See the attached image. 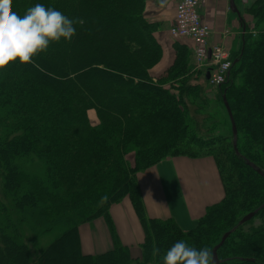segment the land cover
<instances>
[{
  "label": "trees",
  "instance_id": "1",
  "mask_svg": "<svg viewBox=\"0 0 264 264\" xmlns=\"http://www.w3.org/2000/svg\"><path fill=\"white\" fill-rule=\"evenodd\" d=\"M36 3L82 23L34 63L0 69V264H161L180 239L212 254L223 233L264 203V0L241 8L240 48L213 86L216 102L184 77L191 49L182 42L171 46L180 57L172 75L150 80L162 48L159 23L142 13L145 0H11V8L23 15ZM173 156H211L223 188L187 230L147 215L137 180ZM125 198L143 232L139 257L120 241L109 212ZM100 217L113 245L83 253L79 225ZM26 226L33 241L56 227L59 233L32 259ZM217 256L218 264H264V206L228 235Z\"/></svg>",
  "mask_w": 264,
  "mask_h": 264
},
{
  "label": "rangeland",
  "instance_id": "2",
  "mask_svg": "<svg viewBox=\"0 0 264 264\" xmlns=\"http://www.w3.org/2000/svg\"><path fill=\"white\" fill-rule=\"evenodd\" d=\"M176 1L177 0H145L144 9L142 13L144 14L146 19H149L151 21H156L159 23V28L154 34L156 36L158 43L162 48V53L164 51V56L161 55L159 62L148 71V76L152 82L154 81L157 83H162L160 82V80H162L165 77H170L172 75V71H174L180 63V57H177L176 53L173 51L171 47L173 41L175 40L171 39L167 32V29L172 24L173 8ZM247 1L250 0H244V2H242V0H235L237 8L239 7L240 8V9L238 8L239 10H241V8L243 9L244 4ZM226 4H228L227 0H223V6ZM233 15L235 14L233 13ZM246 18L248 19L249 16H246ZM236 29L238 28L235 27V30ZM238 30H240V28ZM235 33L236 35L234 38V42L231 43L232 55H234L240 48L239 45L240 42L238 39L239 31L238 33L237 32ZM227 36L230 37L229 35ZM184 42L187 43L189 46H192L193 44V41L189 38L184 39ZM219 44L222 47L224 46L221 43ZM226 48L227 45L225 49ZM190 51H192V49ZM186 68H188V70L184 71L185 73L184 77H190L189 81L196 82L202 88L208 89L207 97L212 99L214 95L215 86L209 84L206 79L204 81L203 78L204 76L202 74L203 71L202 67L199 66L198 62L193 58L192 53H190L189 59L185 65V69ZM164 85L167 86V84ZM213 101L216 102L215 96L212 99V102ZM222 108L223 107H220V110H222ZM222 112H224V110H222ZM88 117L92 122H95V120H97L96 115L93 112H89ZM177 158H183L184 160L181 163H178ZM173 159L175 161L177 172L180 174L179 176L183 186L182 189L185 193L187 202L190 204V200H189L190 194L200 196V202H199L200 211H199V215H197L199 218L204 213L206 206L218 202L223 196L222 184L220 182V179L217 178V183L215 182V186L218 187L217 195L215 194L214 196L209 198L205 197V193L207 190L205 189V187L207 185V181H209L210 172L212 171L213 174H215L217 171L213 163L214 160L211 156H207L204 157V159H199L198 163L193 164L189 160H186V158L184 157H174ZM149 174L155 176L154 172H149ZM186 176H187V181H185ZM154 183L156 184L155 181ZM155 187L159 191V195H161V198L159 199H161V202L163 203V207L166 208L165 201L162 198V192H161L162 190L159 186V183H157ZM218 189H219V195H218ZM155 199L158 200V198ZM161 216L164 217H159V218L167 217L166 215H161ZM24 229H25L24 233L26 235V236L24 235V239H26V244L29 247L30 256L32 259L35 258L37 253H39V251L44 246H46L53 237H55L59 233V230L56 227L49 234L39 236L35 241H33V236L31 232H29L27 226L24 227ZM115 232L122 243L130 246L131 254L134 257L137 256L139 257L141 255L142 252L141 242L143 240V232L141 233L139 239L136 235H134L132 239L128 241H124L121 238V232L119 231L117 232V230ZM79 234H80L82 252L86 254H98L104 252L107 249H110L113 245L108 225L106 224L105 220L102 217L94 219L93 221L90 222H85L80 224ZM4 261H7V259H4Z\"/></svg>",
  "mask_w": 264,
  "mask_h": 264
},
{
  "label": "crops",
  "instance_id": "3",
  "mask_svg": "<svg viewBox=\"0 0 264 264\" xmlns=\"http://www.w3.org/2000/svg\"><path fill=\"white\" fill-rule=\"evenodd\" d=\"M242 2H244V0H242ZM239 12L241 15V10H239ZM199 13L202 19L206 21L211 27V34L208 39L209 43H221L224 45V48L227 45L226 51L231 56V43L234 42L236 35L235 32L238 33L239 31V42L240 34L242 33V24L240 23L236 14L234 13L235 15H233V12L229 9L228 4L223 6V0H205L204 5L199 7ZM173 16L174 8L172 21ZM235 27L238 29L240 28V30H235ZM162 56H164V51ZM174 157H184L191 163L196 164L199 162V159H204V157L207 156H173L166 158L146 169L145 171L138 173L137 180L147 215L156 218L164 217L161 215H166L167 217L160 219L172 218L182 229L187 230L195 225L196 219L198 218L197 215H199L200 211V196L190 194V204L187 202L185 193L182 189L183 186L179 176L180 174L177 172L175 161L173 159ZM183 160V158H177L178 163H181ZM214 166L216 168L215 163ZM149 172H154L155 176L150 175ZM217 178L220 179L218 171H216L215 174H213L211 171L209 181H207V185L205 187V189H207L205 197L209 198L215 194L217 195L218 187L215 186V182L217 183ZM185 181H187V176ZM157 183H159V186L162 190V198L165 201L166 208L163 207V203L161 202V199H159L161 198V195H159V191L155 187ZM155 198H158V200ZM109 212L117 232H121V238L124 241L131 240L134 235H136L139 239L142 229L128 199L125 198L120 203L112 205Z\"/></svg>",
  "mask_w": 264,
  "mask_h": 264
},
{
  "label": "clouds",
  "instance_id": "4",
  "mask_svg": "<svg viewBox=\"0 0 264 264\" xmlns=\"http://www.w3.org/2000/svg\"><path fill=\"white\" fill-rule=\"evenodd\" d=\"M61 11L41 3L25 9L23 15L11 8V0H0V69L9 62L34 63L33 57L50 43L70 41L76 23ZM208 247L196 248L184 240H176L162 255L161 264H211Z\"/></svg>",
  "mask_w": 264,
  "mask_h": 264
},
{
  "label": "built area",
  "instance_id": "5",
  "mask_svg": "<svg viewBox=\"0 0 264 264\" xmlns=\"http://www.w3.org/2000/svg\"><path fill=\"white\" fill-rule=\"evenodd\" d=\"M204 2L205 0H178L168 34L174 40L189 38L193 41L196 61L209 71V83L217 85L225 80L231 59L221 45L208 43L211 28L199 13V7Z\"/></svg>",
  "mask_w": 264,
  "mask_h": 264
},
{
  "label": "water",
  "instance_id": "6",
  "mask_svg": "<svg viewBox=\"0 0 264 264\" xmlns=\"http://www.w3.org/2000/svg\"><path fill=\"white\" fill-rule=\"evenodd\" d=\"M228 7L229 9L236 14V16L238 17L240 23L242 24V18L240 16V13H239V10L237 9V6L235 4V1L234 0H228ZM243 29H244V26H243ZM205 78L208 79L209 78V74L208 72H206L205 74ZM223 100V104L225 106V109L228 113V117H229V120L231 122V133H232V145H233V148L234 150L237 152L236 150V140H237V131H236V127H235V124H234V121L232 119V115H231V112H230V109H229V106L225 100V97L222 98ZM246 163L251 166L252 168H254L258 173H260L261 175H263V173L258 169L256 168L252 163H250L249 161H246ZM264 206V203L262 205H260L259 207H257L256 209L248 212L247 214H245L244 216H242L239 221L236 223V225L231 228L229 231H226L225 233H223V235L221 236L219 242L212 248V261H211V264H218L219 263V260H218V256H217V249L223 244V242L225 241V239L228 237V235L239 225L245 223L246 221L250 220L251 218L254 217V215L258 212V210Z\"/></svg>",
  "mask_w": 264,
  "mask_h": 264
},
{
  "label": "flooded vegetation",
  "instance_id": "7",
  "mask_svg": "<svg viewBox=\"0 0 264 264\" xmlns=\"http://www.w3.org/2000/svg\"><path fill=\"white\" fill-rule=\"evenodd\" d=\"M240 13V12H239Z\"/></svg>",
  "mask_w": 264,
  "mask_h": 264
}]
</instances>
